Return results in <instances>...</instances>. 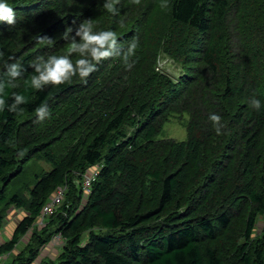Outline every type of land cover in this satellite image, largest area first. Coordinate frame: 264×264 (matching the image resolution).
I'll return each mask as SVG.
<instances>
[{"label":"trees","instance_id":"1","mask_svg":"<svg viewBox=\"0 0 264 264\" xmlns=\"http://www.w3.org/2000/svg\"><path fill=\"white\" fill-rule=\"evenodd\" d=\"M103 3L14 0L17 24L0 25V71L16 61L27 69L6 89L9 103L12 92L26 96L22 114L0 113V226L11 205L27 213L0 253L11 252L64 189V202L34 226L13 264H264V0H120L118 16ZM89 19L94 30H114L121 49L135 37L132 67L109 58L87 83L73 77L25 90L28 64L67 54L75 28ZM162 54L182 66L179 78L156 68ZM44 102L52 116L35 122ZM168 108L190 115L187 139L159 137ZM213 112L221 135L208 120ZM35 157L51 167L8 192ZM84 173L92 175L89 189ZM56 233L61 250L40 257Z\"/></svg>","mask_w":264,"mask_h":264},{"label":"clouds","instance_id":"2","mask_svg":"<svg viewBox=\"0 0 264 264\" xmlns=\"http://www.w3.org/2000/svg\"><path fill=\"white\" fill-rule=\"evenodd\" d=\"M120 0H104L103 8L107 13L118 16ZM17 10L14 7V0H0V25L7 27L15 26L18 22ZM95 25L89 20L81 22L76 28L74 35H71L72 44L67 54H50L47 57L37 56L35 60L28 64L33 69L32 74L24 79L25 90L33 89L43 91L46 86L58 87L69 83L73 77H78L82 83H87V78L91 73L97 71L98 66L104 60L119 57L126 68H131L132 63L129 58L135 55L137 41L135 37L127 45L126 49H121L117 33L109 29L94 30ZM73 33L71 26L67 27L62 33L64 39H68ZM79 38L77 41L76 38ZM39 43L51 44L52 39L46 36H37ZM72 53H77L78 58H73ZM4 53L0 52V59ZM12 60V57H9ZM26 68L21 62H5L3 70L0 71V113L7 109L10 113L21 115L23 109L19 107L27 102L23 94L11 93V103L6 97L9 93L7 88L18 87L17 78H22ZM250 106L259 111L261 100L253 98ZM52 113L46 102L39 104L35 108V122L49 120ZM208 120L212 122L217 135L222 134L224 124L219 114L213 112L208 115ZM22 155V153H21ZM47 220V219H46Z\"/></svg>","mask_w":264,"mask_h":264},{"label":"rangeland","instance_id":"3","mask_svg":"<svg viewBox=\"0 0 264 264\" xmlns=\"http://www.w3.org/2000/svg\"><path fill=\"white\" fill-rule=\"evenodd\" d=\"M157 69H162L163 71L169 73L173 78H179L180 74L182 73V66L175 62L172 58H170L167 55H161V57L158 60V65L156 67ZM186 88L184 86L181 87L180 93H183V91ZM180 102V101H179ZM177 102L176 100L169 103V105L177 106L175 105ZM168 113L165 116V119L163 121V132L159 135V137H167L172 138L175 140H185L188 137V130L186 123L190 119V115L188 113H183L182 116L179 113V111L168 108ZM59 127L57 126L56 131H58ZM51 167V164L45 160L44 158H37L28 161L26 163V170L23 172V174L18 175L12 184L8 187L7 191L9 192L14 185V189L20 185V187H25L27 182L31 181L34 178V174L37 172H41V170H47ZM31 183V182H30ZM24 191V194L27 196L28 189L23 188L20 190ZM61 191V201L59 204H57V207H59L65 200V190L59 189L56 192ZM53 194V193H52ZM51 194V195H52ZM87 198L82 199L81 204L84 205L87 202ZM27 212L24 211V209L19 208L15 205H11L8 210L5 217V220L3 221L2 225L0 226V250L2 248V245L12 237V233L16 227V225L20 222V220L23 218V216ZM48 219L46 220V222ZM45 222V223H46ZM44 225V224H43ZM43 225H39L37 221L34 223V225L29 229V231L21 236L19 242L16 244L15 248L11 252H3L0 253V264H13V259L15 257V254H17L19 251H21L23 248H25L27 242L29 241L34 226L42 227ZM260 227L263 225V221L260 222ZM64 243V238L61 233H56L52 236L51 240L45 244V247H42L40 251V257H47V258H55L59 251L62 248V245Z\"/></svg>","mask_w":264,"mask_h":264},{"label":"built area","instance_id":"4","mask_svg":"<svg viewBox=\"0 0 264 264\" xmlns=\"http://www.w3.org/2000/svg\"><path fill=\"white\" fill-rule=\"evenodd\" d=\"M91 180H92V175H90L88 173H84L83 184H84V188L85 189H89ZM60 193H61V191L53 193L51 195V197L43 205L42 214L40 215V217H39V219L37 221V223L39 225L45 224L47 216H49L50 214L54 213V211L56 209L55 207L61 201Z\"/></svg>","mask_w":264,"mask_h":264}]
</instances>
